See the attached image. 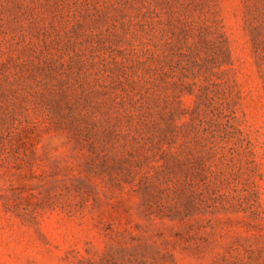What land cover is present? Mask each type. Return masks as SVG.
Instances as JSON below:
<instances>
[{
    "label": "rangeland",
    "instance_id": "obj_1",
    "mask_svg": "<svg viewBox=\"0 0 264 264\" xmlns=\"http://www.w3.org/2000/svg\"><path fill=\"white\" fill-rule=\"evenodd\" d=\"M0 264H264V0H0Z\"/></svg>",
    "mask_w": 264,
    "mask_h": 264
}]
</instances>
